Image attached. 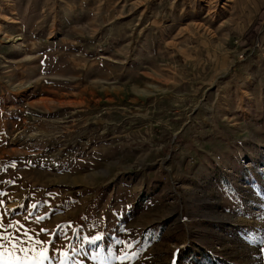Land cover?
I'll list each match as a JSON object with an SVG mask.
<instances>
[{"label":"rangeland","instance_id":"rangeland-1","mask_svg":"<svg viewBox=\"0 0 264 264\" xmlns=\"http://www.w3.org/2000/svg\"><path fill=\"white\" fill-rule=\"evenodd\" d=\"M0 193L67 264H264V0H0Z\"/></svg>","mask_w":264,"mask_h":264},{"label":"snow or ice","instance_id":"snow-or-ice-1","mask_svg":"<svg viewBox=\"0 0 264 264\" xmlns=\"http://www.w3.org/2000/svg\"><path fill=\"white\" fill-rule=\"evenodd\" d=\"M15 167V163L12 165ZM0 195H3L0 193ZM49 195H53L49 193ZM4 201H0L2 205ZM38 207L37 204H31L30 208L35 210ZM15 211V210H13ZM8 209L5 208L3 212H0V264H67V261L71 259L68 251L62 248L55 247L56 241L59 238L60 233L53 231L51 237L47 240L36 238L38 233L33 231V229L28 226L27 228L22 227V221L19 219L7 220ZM29 217H33L35 222L39 224L47 218V214L44 216L35 215L33 216L32 211H28L27 215L24 217L27 220ZM63 230H67L71 227V223L59 226ZM9 229H15L16 232L13 234ZM39 232L48 233L47 229L40 228ZM77 239H81L84 243L97 245L98 241H103L105 239L104 235L98 234L95 236H83L79 235V232L74 233ZM65 239H70L65 231ZM115 243L123 244L126 247H132L123 240H116ZM260 243L264 244V238H261ZM39 246V250L38 249ZM102 246V245H100ZM83 247V244L81 245ZM52 253L59 252L62 258H57L55 255H49V250ZM73 252H76V247L72 246ZM123 252V249H121ZM179 251V249H177ZM136 254L133 253L131 256L124 252L122 255H113V259L123 262L126 259H131L135 257ZM73 264H82V262L73 261ZM175 264V260L173 261Z\"/></svg>","mask_w":264,"mask_h":264}]
</instances>
